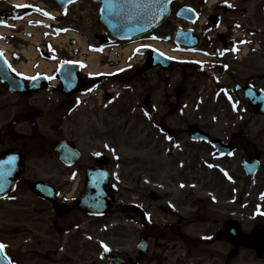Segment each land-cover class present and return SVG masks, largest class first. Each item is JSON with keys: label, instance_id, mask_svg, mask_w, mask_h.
Segmentation results:
<instances>
[{"label": "rangeland", "instance_id": "1", "mask_svg": "<svg viewBox=\"0 0 264 264\" xmlns=\"http://www.w3.org/2000/svg\"><path fill=\"white\" fill-rule=\"evenodd\" d=\"M39 1L46 4L50 13L59 12L54 0ZM237 1L240 9H249L251 12L255 6L264 5V0ZM98 12V5L84 0L79 7L72 8L71 15L62 22V27L70 33L82 35L88 44L96 45L95 36H100L104 30ZM263 12L264 10L256 11L264 18ZM257 29L264 31V22L257 26ZM26 30L23 27L22 32ZM169 32L168 27H164L151 37L153 40L166 42ZM40 33L39 31L38 35L31 37L26 43L20 40L13 42L15 50L30 51L36 47V44L42 42ZM59 43L65 55L71 56L73 48L70 41L64 37ZM125 45L120 43L116 47L121 49ZM132 61L134 64L127 67L124 81H118L115 86L109 84V90L116 89L112 98L108 101L98 99L95 105L86 104L79 108L72 116L73 121L64 122L65 134L72 136L84 155L91 150H108L116 160L112 171L118 187L122 189L120 196L126 202H130L133 197L144 203L145 207H154L153 221L160 225H167L166 221H171L174 227L167 229L150 224L149 228L143 230L140 226L125 222L119 213L97 220L81 214L79 218L74 217L83 222L77 239L61 242L55 232L57 230L46 220L49 219L47 213L52 214L50 208L44 207L48 210L44 216L34 214V208H41L42 205L25 183L18 188L15 195L0 201V231L7 246L14 250L13 255L20 264H106L107 251L104 245L109 247L112 253L134 255L143 231L145 234H155L150 241L151 253L169 256L170 262L182 259L187 250L186 238L183 237L189 236L193 239V234L197 236L201 231V225L193 224L197 222L196 218L201 217L207 221L218 218V207L207 202L209 197L221 196L225 200H220L219 203L226 204V200L231 196V186H226V180L218 170L206 168V162L218 167V160L216 163L210 162V158L214 157L212 151L203 144H195L189 140L186 134L189 121L191 125L198 124L219 137L230 138L232 133H240L244 127L248 128L246 133L250 136L251 144L264 156V116L251 118L247 111H180L181 105L187 103V100L185 97L176 98V91L185 85H180L179 71L172 69L164 72H141L145 59L134 55L128 64ZM245 64L246 66L240 69L241 82L249 77L264 74V56L256 61L252 56L245 58ZM138 74L143 76L144 82H141ZM201 83L200 90L209 96L210 86L214 85L206 80ZM261 84H264V80H261ZM148 94L152 97L150 107L144 105V98ZM191 94L192 98L188 102L194 103L200 93ZM91 111H99V118L90 114ZM235 170V167L232 168L236 176ZM239 172L238 196L245 200L246 192L251 197V193H258L257 190H261V187L264 190L263 183L256 187L247 186L241 168ZM259 178L264 179V168ZM66 181L67 177H64L55 182L62 187ZM190 188H194V194L189 193ZM203 188L212 191L213 195L210 192H201ZM150 191L157 193L162 201H152ZM67 193L72 195V187ZM12 198L16 201L13 202ZM186 199H189L192 205L188 204L182 208ZM170 202L176 204L181 217L170 219L157 209L162 205H170ZM174 228L181 231V237L173 234L175 231L171 232ZM31 231H35L37 237L31 235ZM85 233L88 235L84 237ZM168 234L171 235L169 238ZM26 239L31 242L24 246ZM38 240L41 241L40 244ZM61 247L64 250L61 251ZM56 251L60 252L57 256L53 255ZM246 254L239 259L238 264H257L254 258ZM14 257L12 258L15 260Z\"/></svg>", "mask_w": 264, "mask_h": 264}, {"label": "flooded vegetation", "instance_id": "2", "mask_svg": "<svg viewBox=\"0 0 264 264\" xmlns=\"http://www.w3.org/2000/svg\"><path fill=\"white\" fill-rule=\"evenodd\" d=\"M10 1L6 0L5 4L4 0H0V4H2L0 6V23H4L7 19H23L28 15L27 10H10L7 6ZM180 3L195 10L200 16L206 15V0H180ZM223 19V11L216 7L213 9L212 14L208 16V25L199 27L196 23L192 26L196 27V31L200 34L199 38H196L200 43L197 51L208 55L209 58L207 60L210 59L211 63L202 65L191 62L185 63L183 71L186 80L183 83L185 84L184 88L180 89L183 90L182 97L186 98L187 103L184 102L181 105L180 111H230V109H235L236 101L240 103V97L247 105L244 94L239 88L240 86L243 88L253 86L259 92L258 96L261 92L264 93V84H261V80H264V74L249 77L241 84L240 69L246 64L243 61L238 63L236 60L237 56L241 57L239 50L245 48L249 53L254 50L252 53L254 61L262 58L264 56V33L263 35L258 34L254 28L250 27L247 32L250 30L248 34L252 37L255 36L256 40L253 39V42L242 44L235 40L240 34L232 35L227 30L225 34L223 30H220L222 28L219 25L223 24L222 22L224 24L227 23ZM256 19V16L251 19V25L256 23ZM182 22L187 26L189 25L185 21ZM181 28L189 30L188 27L185 28L182 25ZM261 36H263V40ZM256 49H259V51ZM20 62L21 59L16 58L11 63L17 78L21 77L28 84L39 83V86H34L38 90L41 87L47 88L40 91L36 90V92L29 94L15 93L0 79V155L8 151H18L22 154L25 163L22 175V180L24 181L19 184V187L23 183L28 185L31 180L50 182L56 185L55 181L67 177L66 184L59 188L57 200L61 204V208L58 212L48 201L32 194L39 204L42 205L41 208H34V214L44 216L46 215L45 212L48 211L44 207H49L52 214L47 213L49 214L47 216L49 219L46 220L57 230L55 232L58 233L60 241L65 243V240L70 242L73 239L75 241L80 234L79 230L82 228L83 222L74 219V217L79 218V215L85 214L81 213L74 204L85 190L87 172L90 169L98 168L103 162H106L107 160L104 156L108 158L107 163L109 165L107 169L110 171L113 167V160L111 156L101 150H91L87 155L82 154L81 160L73 166L67 165L60 159L57 150L61 143L67 141L76 146L72 136L65 134L64 122L73 121L72 116L78 112L76 110L79 106V96H64L61 92L60 84L52 82L56 81L54 72V74L52 73L51 76L47 77L50 84L48 83L46 86L44 85L45 80L39 81V70L34 68L35 73L33 75H25ZM15 64L18 66H14ZM221 65H225V68H222ZM176 69L180 70L181 68L177 67ZM209 71H213L215 73L214 76L209 75ZM0 72L9 75V72L2 66L1 62ZM43 74L46 75V72H43ZM220 74H224L226 77L224 84L216 79ZM204 80L216 83V90L210 96H206L204 91L200 90L201 82ZM84 82L85 91H89L91 89L89 87L90 84L85 79ZM110 82L107 79H99L97 81L98 84L94 85L92 89L96 91L100 88L106 89L109 87ZM191 92L194 94L199 92L200 96H204V98L197 96L196 101L190 103L188 100L192 98ZM233 100L235 101L233 102ZM96 115L99 118V113ZM189 122L188 126L190 125ZM246 132H248V128L244 127L240 133H232L230 138L228 136L221 137L225 140V143H233L235 146L233 156L220 157L216 153V156L214 155L215 159L220 160L218 163L220 174H226L227 179L231 178L234 180L230 185L231 196L226 200V204H220L214 197L207 201L211 206L216 205L218 207V218L211 221L201 219V217L196 218L197 222L193 224L201 225V231L197 233V236L193 234V239L189 236L183 237V239L186 238L187 250L182 259L170 262L171 258L169 256L156 252L151 253V244H149L150 250L147 253L139 251H136L134 255L120 253L115 259L109 258L108 264H112V260H115V263L118 264H235L244 253L254 258L257 264H264V258H260L254 249H248L236 242L239 229L241 228L244 234L250 236L251 242L256 243L262 249L264 248V190L261 187V190H257L258 193H251V197L247 201L243 197L240 199L234 195V191L238 188L240 181V162L243 159L259 157L262 160L264 158L261 155L262 153L251 144L250 136ZM239 135L242 136L235 140L233 139ZM203 145L205 148H209L208 145ZM213 160L211 159L210 161ZM234 167L236 168V178L232 172ZM263 167L264 164H262ZM243 176L247 186L256 187L259 183L264 184V179L259 178V175L252 180L248 179L244 172ZM226 186H229V184ZM71 187H73L72 195L67 193ZM201 192H210L213 195L212 191L207 190V188H203ZM118 193L117 191L116 195H119V202L112 214H115V212L119 213L126 222L138 225L143 230H146L147 224L169 229L167 225H160L153 221V215L151 214L154 207H145L143 203H126ZM189 193L194 194L192 189ZM73 195L75 196L73 197ZM76 195L79 196L76 197ZM219 198L220 200H225L221 196ZM161 201L162 199L159 196L154 200L157 203ZM184 204V206H181L182 208H185L188 204L192 205L189 199H186ZM157 209L170 219L181 217L180 213L172 205L169 207L162 205ZM31 221L37 223L34 219H31ZM166 223L171 228L174 227L173 222L166 221ZM228 224H231L232 227L226 233L231 236L222 235L221 232L225 230ZM174 231L175 233L173 234L181 237V231L178 228H174L171 232ZM236 233H238L237 236ZM30 234L34 236V231H31ZM154 235V232L145 234V231H143L140 239L145 238L151 241ZM167 236L169 238L171 235L169 236L168 234ZM0 238H3L1 231ZM38 243L40 244L41 241L39 240ZM28 244H30V241L26 245ZM208 258L215 261L208 262Z\"/></svg>", "mask_w": 264, "mask_h": 264}, {"label": "water", "instance_id": "3", "mask_svg": "<svg viewBox=\"0 0 264 264\" xmlns=\"http://www.w3.org/2000/svg\"><path fill=\"white\" fill-rule=\"evenodd\" d=\"M61 5H67L75 0H56ZM102 2L103 6V22L108 27L110 33L118 39H128L147 33L157 25H159L169 12V5L172 0H96ZM71 84L77 82L76 73L70 76ZM261 111H253L252 115H256ZM264 112V111H262ZM189 133L193 139H200L203 133L197 128L192 127ZM2 159H5L3 157ZM0 166V197L9 192L19 179L20 164L14 167L13 163L4 160ZM14 168V170L12 169ZM11 169V170H10ZM14 176L12 177V175ZM94 181V180H92ZM31 189L45 198H51L45 195L46 185L41 183H31ZM99 192L88 191L84 200L79 204L84 208L88 205L95 212L101 208L109 210L112 206V200L106 193H102L103 185L98 186ZM107 188V187H106ZM105 188V189H106ZM91 190V189H90ZM83 208V209H84ZM97 210V211H96ZM0 264H10L8 259L0 250Z\"/></svg>", "mask_w": 264, "mask_h": 264}, {"label": "bare ground", "instance_id": "4", "mask_svg": "<svg viewBox=\"0 0 264 264\" xmlns=\"http://www.w3.org/2000/svg\"><path fill=\"white\" fill-rule=\"evenodd\" d=\"M17 2L19 4H22L24 2V0H17ZM212 2H215V0H212ZM27 31L33 33V34H37L36 30H30L28 29ZM67 40L69 39H75L78 42V47L81 48L82 51H86L87 45L85 44L84 40L76 34H68V37H66ZM160 46V45H159ZM161 49V51H163L165 54L170 55L169 53V47L168 48H162V46L159 47ZM133 47H125V49L123 51H121L122 54V66L125 65V60L130 56V53L132 52ZM87 52V51H86ZM25 57L28 58V60L30 61L29 64H23L22 68L25 71H29L32 73L31 71V67L33 66V61L36 59L37 54L35 53V51H33V49H31L30 51L24 52ZM89 58H88V65H89V69L88 72L89 73H95V72H99L100 71V67L98 64L99 61V56L95 55V54H88ZM112 59H114V57H112ZM45 67H47V64L43 63L42 64V69H44ZM49 73L54 69V66H50L49 67ZM105 70H108L109 72H112L113 69L107 67Z\"/></svg>", "mask_w": 264, "mask_h": 264}, {"label": "snow or ice", "instance_id": "5", "mask_svg": "<svg viewBox=\"0 0 264 264\" xmlns=\"http://www.w3.org/2000/svg\"><path fill=\"white\" fill-rule=\"evenodd\" d=\"M25 7H28V6H25ZM37 11H39L38 9H37ZM43 15H48L47 13H42ZM5 26H7V25H5ZM4 246L3 245H0V248H3ZM105 251H110V249H108L107 248V246H105Z\"/></svg>", "mask_w": 264, "mask_h": 264}]
</instances>
